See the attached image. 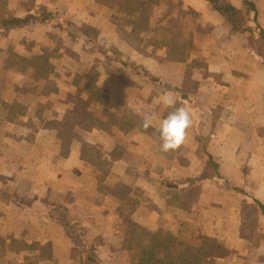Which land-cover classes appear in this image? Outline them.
<instances>
[{
    "label": "crops",
    "instance_id": "crops-1",
    "mask_svg": "<svg viewBox=\"0 0 264 264\" xmlns=\"http://www.w3.org/2000/svg\"><path fill=\"white\" fill-rule=\"evenodd\" d=\"M64 2L74 0H0V19L56 14ZM250 2L251 26L210 20L196 53L176 60L169 44L158 60L142 54L145 41L155 49L154 16L139 19L144 39L101 5L72 16L97 44L58 28L53 50L15 41L28 25L6 30L0 264H264V0ZM165 92L192 117L167 154L154 131L173 110L158 103ZM129 105L152 113L153 127Z\"/></svg>",
    "mask_w": 264,
    "mask_h": 264
},
{
    "label": "rangeland",
    "instance_id": "rangeland-1",
    "mask_svg": "<svg viewBox=\"0 0 264 264\" xmlns=\"http://www.w3.org/2000/svg\"><path fill=\"white\" fill-rule=\"evenodd\" d=\"M74 0V3L60 4L59 7H55L56 14L50 13L48 11H41L35 13H44L47 14L45 17H42L30 24H27V33L29 34H14L16 38L15 41L18 42V39L26 37L29 35L31 38L36 37L38 40L43 42L47 39L49 44L52 45L53 50L56 48L59 49L58 44L60 43V36L57 34L56 30L74 28L78 31L85 32L89 36H93V41L97 44L99 41L94 37L92 30L88 29V26L83 24L81 21H74L73 12L75 15L82 14L84 11V6H88L91 9H98L99 5L102 6V9L108 13L111 18L118 17V14L121 16L120 25L122 24L125 27H129L128 23H133L134 29L136 28L141 37L146 39L148 36L145 33V27L142 28L139 19L142 20L143 25L145 26L148 19L153 17V20L150 23V27L154 31V50H147L146 43L142 50V54H147L149 56L153 55L156 60L158 56L162 54V48L164 44L171 45L172 49L170 52V59L176 60L183 57H189L194 55L198 50L196 48V40L202 39L205 41L206 37V27L209 25L210 20H213L219 28L226 30L228 28L229 21L221 12L218 17H211L210 10L213 9V4L209 0ZM224 2L230 3L231 1L237 4H240V0H221ZM218 2H220L218 0ZM252 3V2H251ZM222 4V3H220ZM225 4V3H224ZM223 4V5H224ZM22 5V3H20ZM206 8V9H203ZM215 9V8H214ZM250 12L244 13L239 20L240 26H251L254 23V9L250 8ZM71 10V15L67 18L63 15L62 12ZM244 10V7H243ZM212 11V10H211ZM34 13V12H33ZM50 15V16H49ZM135 16H139L138 19ZM73 20V22H71ZM1 21V19H0ZM119 23V19L117 20ZM165 21V23H163ZM231 24V23H230ZM73 25V26H72ZM202 32V33H201ZM201 33V34H200ZM8 37L6 30L0 27V41L3 38ZM3 37V38H2ZM153 37V36H152ZM33 39V38H32ZM152 39V40H153ZM103 41V40H102ZM198 41V40H197ZM41 42V41H40ZM60 45V44H59ZM180 45V47H179ZM177 46L178 49L173 47ZM180 48V49H179ZM6 49V48H5ZM93 49V48H91ZM93 56V54H92ZM144 57H146L144 55ZM149 58V57H148ZM153 60V59H150ZM154 61V60H153ZM155 66V64H154Z\"/></svg>",
    "mask_w": 264,
    "mask_h": 264
},
{
    "label": "clouds",
    "instance_id": "clouds-1",
    "mask_svg": "<svg viewBox=\"0 0 264 264\" xmlns=\"http://www.w3.org/2000/svg\"><path fill=\"white\" fill-rule=\"evenodd\" d=\"M158 103L165 109L172 108L167 116L163 118L160 124L154 128L158 133L160 143V151L162 153H170L178 150L187 138V129L192 125V117L190 111L185 107H176V98L169 92H165L159 96ZM130 111L136 115L142 114L139 106L129 105ZM154 116L150 112H143L141 118V127L147 130L153 127Z\"/></svg>",
    "mask_w": 264,
    "mask_h": 264
},
{
    "label": "trees",
    "instance_id": "trees-1",
    "mask_svg": "<svg viewBox=\"0 0 264 264\" xmlns=\"http://www.w3.org/2000/svg\"><path fill=\"white\" fill-rule=\"evenodd\" d=\"M210 1L212 2L214 8L216 10H218L219 12H221V14H223L229 21H231L236 28L239 27L238 23H239L240 18L242 16H244V13L250 12L251 11L250 8H252V3L250 2V0H245L244 10H243V8L238 9L236 6H234L232 4H226V3L224 4L223 2H218V0H210ZM220 3H222V4H220ZM253 9L255 11L254 7H253ZM42 15L45 17L47 14L34 12V13H30L24 17L4 18L3 20L0 21V27H2L4 30H8L12 27L27 25V24H30L34 21L39 20L42 17ZM260 206H261V209L264 213V205L262 203H260ZM85 261L87 264H97L95 258H91V259L87 258ZM142 264H146V263H142ZM155 264H158V263H155Z\"/></svg>",
    "mask_w": 264,
    "mask_h": 264
}]
</instances>
